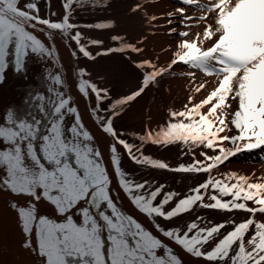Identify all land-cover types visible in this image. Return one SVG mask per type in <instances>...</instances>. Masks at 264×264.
<instances>
[{
  "label": "bare ground",
  "instance_id": "bare-ground-1",
  "mask_svg": "<svg viewBox=\"0 0 264 264\" xmlns=\"http://www.w3.org/2000/svg\"><path fill=\"white\" fill-rule=\"evenodd\" d=\"M30 1L0 0V264H248L252 226L264 263V0Z\"/></svg>",
  "mask_w": 264,
  "mask_h": 264
},
{
  "label": "rangeland",
  "instance_id": "rangeland-1",
  "mask_svg": "<svg viewBox=\"0 0 264 264\" xmlns=\"http://www.w3.org/2000/svg\"><path fill=\"white\" fill-rule=\"evenodd\" d=\"M50 0H31L27 5V10L35 17L39 16V11H43V14L45 16V22L49 23V15H52L50 12ZM56 16V14H53ZM55 18V17H53ZM56 24L58 25L59 22ZM121 134H124L123 132H120ZM132 140H136L134 138H131L128 143H130ZM133 142V141H132ZM127 143V145H128ZM126 145V144H125ZM130 153H132V148L128 147L127 149ZM136 156V155H134ZM195 196H191L190 194H194ZM180 197L181 200L177 204L175 208H172L170 210L167 209V206L169 203L175 200V198ZM183 197V198H181ZM203 201V188L196 186L193 190L190 191L189 195H183L180 192L177 191H168L164 196H162L157 202H155V208L156 214L159 216V219L161 221L163 220V223L171 229L172 227L175 228L176 225L174 224H182V221L186 216H188L192 211H197L196 206L199 202ZM190 204V205H189ZM198 207V206H197ZM205 212L204 219L207 221L205 224L208 228V231L206 234L204 233L201 238H195L194 242L191 243L193 247H195L198 251H205L207 249L208 240L206 238H209L210 233H217V236H224L222 242H217V246H215L212 250L208 251L210 255V259L214 261H225L227 258H229V255L231 253V250L234 246V240L232 238V235L234 233H241V228L234 229L232 227H224V225H221V220H219L218 216L216 217L214 215V212L216 209H213L211 205L203 206ZM210 209V210H209ZM202 223V222H201ZM204 225V224H203ZM202 224H199L197 227L201 228L203 226ZM258 226H252L251 229L246 230L244 234V240L242 238L241 245L243 247V257L248 261V264H264L262 263L263 257L261 256V250L263 247L260 246L258 242H251L249 241L248 236L251 238V236L255 235L256 231L258 230ZM185 232V230H184ZM247 243V244H246ZM262 260V261H261Z\"/></svg>",
  "mask_w": 264,
  "mask_h": 264
}]
</instances>
